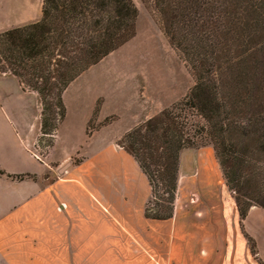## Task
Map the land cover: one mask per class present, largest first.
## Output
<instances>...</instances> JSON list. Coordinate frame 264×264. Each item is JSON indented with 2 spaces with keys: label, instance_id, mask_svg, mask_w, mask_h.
<instances>
[{
  "label": "crops",
  "instance_id": "0c3cea01",
  "mask_svg": "<svg viewBox=\"0 0 264 264\" xmlns=\"http://www.w3.org/2000/svg\"><path fill=\"white\" fill-rule=\"evenodd\" d=\"M0 1V33L41 17L42 0ZM91 68L63 92L65 118L44 156L36 150L38 95L0 74V264H256V256L264 264V236L253 230L264 211L251 207L242 222L256 245L252 256L213 155H179L171 219L145 216L151 187L118 144L144 120L125 97L107 94L97 122L116 120L87 135L97 99L87 81ZM70 92L77 100L71 108ZM114 97L120 108L107 109ZM224 221L236 249L225 245Z\"/></svg>",
  "mask_w": 264,
  "mask_h": 264
},
{
  "label": "trees",
  "instance_id": "16d2710c",
  "mask_svg": "<svg viewBox=\"0 0 264 264\" xmlns=\"http://www.w3.org/2000/svg\"><path fill=\"white\" fill-rule=\"evenodd\" d=\"M155 8L194 85L118 143L151 187L154 209L147 206L145 216L171 219L179 153L203 140L213 147L242 228L251 207L264 211V0H155ZM137 17L132 0H42L37 22L0 33V74L38 95V142L47 138V150L65 118L63 92L135 36ZM96 128L89 121L87 135Z\"/></svg>",
  "mask_w": 264,
  "mask_h": 264
},
{
  "label": "rangeland",
  "instance_id": "374dc122",
  "mask_svg": "<svg viewBox=\"0 0 264 264\" xmlns=\"http://www.w3.org/2000/svg\"><path fill=\"white\" fill-rule=\"evenodd\" d=\"M132 1L138 10L135 36L106 56L98 66L94 68L90 67L91 74L87 81L91 84L92 93L94 91L97 93L94 114L90 120L91 129L105 122L107 124L116 120L114 116H108L100 124L97 122V113L103 102H105L107 94L108 99L110 94L112 96L120 94L122 97H125L129 106L139 109L137 114L146 122L147 119L153 118L162 110L183 98L194 85V79L187 63L171 47L167 37L163 33L161 19L155 8V0ZM4 2L0 1V14ZM32 2H35V0ZM67 104L69 108L75 107L77 104V100L71 95V92L67 96ZM113 107L120 108L117 105L116 97L110 99L107 109H112ZM194 120L199 121L197 118H194ZM47 141V138H43L37 143L36 150L41 156H44V153L47 151ZM197 141L198 146L196 148L184 149L179 155H213L215 158L213 147L208 142L203 140ZM225 187L227 188L226 184ZM226 188L225 195L231 196L235 205L233 193ZM224 202L226 204V199H224ZM149 208L154 209L151 205H149ZM235 211L237 213L236 205ZM224 214L225 216L231 215L227 209H225ZM263 223L259 217L255 218L253 230L257 232L258 236H264ZM240 231L245 238L246 246L251 255L255 256L256 254L251 252L252 243L247 241L243 228L240 227ZM224 232L225 245L231 249L238 248L239 243L228 228L226 221H224ZM255 252L257 253L256 245ZM253 259L256 264H263L258 256Z\"/></svg>",
  "mask_w": 264,
  "mask_h": 264
}]
</instances>
